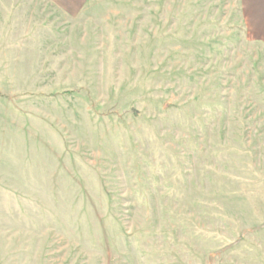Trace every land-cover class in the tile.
Instances as JSON below:
<instances>
[{"label":"rangeland","instance_id":"obj_1","mask_svg":"<svg viewBox=\"0 0 264 264\" xmlns=\"http://www.w3.org/2000/svg\"><path fill=\"white\" fill-rule=\"evenodd\" d=\"M0 264H264V0H0Z\"/></svg>","mask_w":264,"mask_h":264}]
</instances>
